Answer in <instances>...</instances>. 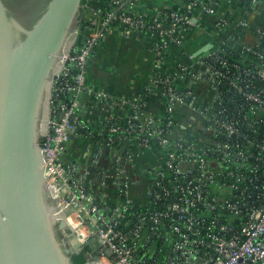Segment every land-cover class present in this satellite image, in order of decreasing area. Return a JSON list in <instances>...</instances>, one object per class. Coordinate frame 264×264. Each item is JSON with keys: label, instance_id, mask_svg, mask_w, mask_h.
<instances>
[{"label": "built area", "instance_id": "built-area-1", "mask_svg": "<svg viewBox=\"0 0 264 264\" xmlns=\"http://www.w3.org/2000/svg\"><path fill=\"white\" fill-rule=\"evenodd\" d=\"M140 1L82 9L52 79L41 151L48 183L73 210L69 230L81 245L95 239L92 264H264V0H235L236 17L229 0L150 13L134 10ZM113 29L149 42L161 112L88 84ZM194 29L210 36V49L162 73ZM84 98L105 114L99 132L82 128ZM71 136L85 142L84 164L67 157Z\"/></svg>", "mask_w": 264, "mask_h": 264}, {"label": "water", "instance_id": "water-1", "mask_svg": "<svg viewBox=\"0 0 264 264\" xmlns=\"http://www.w3.org/2000/svg\"><path fill=\"white\" fill-rule=\"evenodd\" d=\"M81 1L0 0V264H73L97 249L69 230L73 210L48 183L41 151L52 79L75 41Z\"/></svg>", "mask_w": 264, "mask_h": 264}, {"label": "crops", "instance_id": "crops-1", "mask_svg": "<svg viewBox=\"0 0 264 264\" xmlns=\"http://www.w3.org/2000/svg\"><path fill=\"white\" fill-rule=\"evenodd\" d=\"M106 2L108 0H103L102 3L91 6L93 8L105 7ZM159 6L178 9L182 6V0H142L134 10L136 12L150 13L154 9L159 8ZM236 8H239V4L235 0H229L228 10L232 11V16L234 17L237 16ZM81 14L84 15L85 11H82ZM85 16L89 17V11ZM210 39L209 35H204L199 29L188 31L185 34L182 49L171 51L165 57L160 70L164 73L170 68L185 65L189 62V58L200 57V55L205 53L202 51L211 45ZM154 62L155 58L147 40L132 31L113 29L100 43L93 57L92 66L87 72L86 79L89 85L106 92L115 100L144 99L149 104L147 112H161L162 100L165 99L161 95L159 88L153 84ZM200 89L201 87L199 86L198 90ZM80 112H84L82 121L87 124L88 129L93 132H99L105 115L103 111L96 108V105H93L92 102L86 103L85 101ZM84 146L85 142L83 139L74 137L66 147L68 159L84 164ZM145 161V158L138 160L135 166V171L138 173L134 178L139 180L144 178L141 169L144 167ZM137 183L138 181L135 182V185Z\"/></svg>", "mask_w": 264, "mask_h": 264}, {"label": "trees", "instance_id": "trees-1", "mask_svg": "<svg viewBox=\"0 0 264 264\" xmlns=\"http://www.w3.org/2000/svg\"><path fill=\"white\" fill-rule=\"evenodd\" d=\"M102 3L103 2V0H94V3ZM86 3H87V0H82L81 1V4L83 5V6H85L86 5ZM95 8H97V7H95ZM94 8V9H95ZM84 100H88V99H84ZM142 100H144V99H142ZM83 127V129H84V131H87V124L85 123V122H83V125H82ZM83 129H82V131H83ZM85 251H86V249H84L79 255H77V256H73L72 257V263L73 264H84L85 263V257H84V253H85Z\"/></svg>", "mask_w": 264, "mask_h": 264}, {"label": "rangeland", "instance_id": "rangeland-1", "mask_svg": "<svg viewBox=\"0 0 264 264\" xmlns=\"http://www.w3.org/2000/svg\"><path fill=\"white\" fill-rule=\"evenodd\" d=\"M99 3V2H98ZM98 3H95V4H93V5H98ZM91 8H93L92 6H91ZM87 14H88V12H87ZM91 13L89 12V15H90ZM141 188L139 187L137 190L135 189V188H132V190H131V193H132V196L135 198V200H137L138 198H137V191H139Z\"/></svg>", "mask_w": 264, "mask_h": 264}, {"label": "flooded vegetation", "instance_id": "flooded-vegetation-1", "mask_svg": "<svg viewBox=\"0 0 264 264\" xmlns=\"http://www.w3.org/2000/svg\"><path fill=\"white\" fill-rule=\"evenodd\" d=\"M94 4V0H87V3L85 6H83V10L87 8H91V5Z\"/></svg>", "mask_w": 264, "mask_h": 264}]
</instances>
